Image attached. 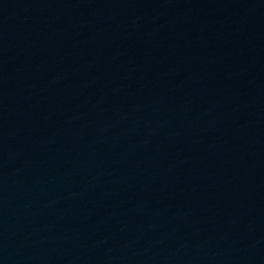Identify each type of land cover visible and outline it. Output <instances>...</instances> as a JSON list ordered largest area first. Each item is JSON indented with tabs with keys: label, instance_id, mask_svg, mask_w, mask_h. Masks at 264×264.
<instances>
[{
	"label": "water",
	"instance_id": "95a60500",
	"mask_svg": "<svg viewBox=\"0 0 264 264\" xmlns=\"http://www.w3.org/2000/svg\"><path fill=\"white\" fill-rule=\"evenodd\" d=\"M0 264H264V0H0Z\"/></svg>",
	"mask_w": 264,
	"mask_h": 264
}]
</instances>
